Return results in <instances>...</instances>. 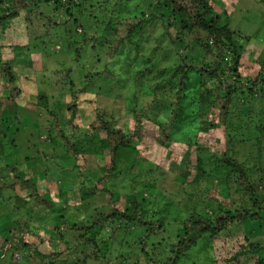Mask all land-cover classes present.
Segmentation results:
<instances>
[{"label": "trees", "instance_id": "trees-1", "mask_svg": "<svg viewBox=\"0 0 264 264\" xmlns=\"http://www.w3.org/2000/svg\"><path fill=\"white\" fill-rule=\"evenodd\" d=\"M111 1L113 4L108 10V16L103 15L106 19L98 18L97 13L101 10L99 6L109 4ZM134 1L0 0V35L4 37L11 23L16 21L23 23L19 26L25 38L24 44L0 46V151L1 145L4 144L3 139L9 142V147L16 148L11 137L18 130L15 124L8 122V117L13 115L14 119H17L23 90L18 84L16 71L22 66L30 68L33 65L31 54L40 52L47 57L48 52L47 59H50L53 56L50 52H53L54 41L60 40L61 46H58V50L63 55L69 52V48H73L75 62L80 60V55L87 45H90V51L102 53L107 60H113L124 47L135 46L134 38L149 26L157 29L159 33L157 35L160 36L158 43H164L166 46L168 44L171 50L176 52L173 66L167 69L169 76L177 78L175 91L171 89L174 94L170 97V93H167L166 96V101L170 100L167 120L159 122L156 119L157 115L151 118L147 109L131 106V109L129 108L133 121L131 128L121 125L113 114L95 109L94 118L87 126L89 130L87 138L84 143H80L60 128V121L55 112L48 108L44 95L37 97L38 104L53 120L57 136L62 141L65 157L75 160L78 156L83 157L87 150L97 153L96 151L100 149L107 153L108 162L102 165L97 178L98 182H102L116 174L119 163L125 162L131 167L140 157L138 147L148 139L144 122L155 125L154 132L149 135L151 140L161 148H169L175 141L176 122L184 113V104L187 102L186 105L196 107L197 115L205 117L204 126L201 127L202 134L210 133L209 135L213 137V134L221 129L224 140L222 146L215 140L211 143L206 142V146L203 141L198 143L197 139L188 142L187 152L180 163L171 164V171L176 174L179 187L184 185L187 188H195L200 181L211 177L212 173L224 176L222 179L226 185V199L230 200V206L226 208L218 203L216 210L211 209L210 214H202L190 208L189 211L192 210L183 220L179 232L168 248L160 246L163 242L160 238L157 243L150 245L153 249L146 251L147 241L157 235L156 230L161 232L163 229L161 212H152L149 215L146 209L148 199L143 195L138 198L134 193L128 197L127 205L119 209L115 206L116 196L104 189L107 211L103 207H98L87 219L69 221L56 213L41 215V211H35L32 216L34 220L21 217L12 221L9 226L0 230V264H124L126 259L130 258V254L125 257L119 253L113 259H109V256L106 258L111 252L110 244L119 232L124 236L122 240H125L120 242V247L124 245L128 247L127 251L126 248L123 249L125 253L134 248L135 255L142 257L148 264H181L187 253L198 249L205 240H209L210 243L206 250L208 256L209 251H212L211 241L227 227L261 220L264 214V171L261 162L264 151V68H261L254 77L248 75L243 77L240 74L242 56L238 50L244 46L240 40L237 41V38H240L237 32L228 26L227 14L224 12L223 15H214L209 0H142L149 6L148 9L145 8L138 13L135 11L131 15L119 14L116 6L126 7ZM87 6L91 10L90 13ZM82 17L87 21L93 19L97 27L87 37L77 40L76 35L84 31L83 25L79 24ZM243 38L245 41L249 39ZM3 48L9 51V54L5 53L6 56L2 54ZM155 49L152 48V54L155 53ZM208 55H211L210 60L207 59ZM141 59L145 66L135 72L134 82L140 81L143 73L152 71L150 59L145 57ZM47 65L45 64L44 69ZM77 72H79L77 66L64 64L58 69L50 68L48 72L51 85L62 91L69 90L65 126L71 128H78L76 124L79 116L78 99L82 95V90L85 91L86 85H89L83 83L85 87L78 86L73 89L74 84H77L73 81V74ZM188 88L194 89L190 100L187 98ZM153 104L156 107L158 105ZM234 106L239 111L241 109L240 114L244 119L242 121L240 116H236L238 122H241L237 123L238 126L235 128L230 121ZM229 129H235L237 133L246 131L254 135L256 150L254 158L239 156L241 144L244 142L238 141L239 138L236 137L229 138L230 135L227 133ZM190 149L195 152L193 160H190ZM3 167L9 173L6 181L0 180V193L5 189L12 191L17 182L21 187H25L24 201L31 202L35 208L47 209L49 213H53L54 202L49 195L39 192L32 173L20 171L13 163H7ZM149 170L147 169V172ZM145 189L147 192L150 191L151 184L146 183ZM93 190L92 186L84 189L80 195L81 201L88 199L94 193ZM24 201L22 200L24 204H28ZM40 217L51 226L45 237L31 228L41 219ZM104 232H109L110 236L101 239L100 235L105 234ZM128 235L137 238L135 247L139 246L140 252L131 246L132 242L128 241L130 240L127 238ZM27 237L33 240H27ZM40 245H51V250L41 252L38 249ZM71 248L72 262L60 260L62 253ZM15 254L20 255V261L14 258ZM236 255L250 256L254 260L253 264H264V242L241 245ZM190 257H193L192 253L187 259ZM198 259L192 258L189 263L194 264L199 261ZM133 264H138V261L135 260Z\"/></svg>", "mask_w": 264, "mask_h": 264}, {"label": "rangeland", "instance_id": "rangeland-1", "mask_svg": "<svg viewBox=\"0 0 264 264\" xmlns=\"http://www.w3.org/2000/svg\"><path fill=\"white\" fill-rule=\"evenodd\" d=\"M209 3L214 9V15H223L224 12L227 14L228 26L237 32L240 37L237 38V41L240 40L244 46L243 49L239 48L238 50L242 56L240 74L243 77L256 76L259 70L264 68V0H209ZM112 4L113 1L99 6L101 10L97 13L98 18L106 19ZM88 6L87 9H89ZM116 7L119 14L128 13L129 15L134 14L135 11L138 13L149 8L142 0H135L126 7ZM90 11L89 9L88 13ZM222 19L224 20V18ZM95 22L93 19L87 21L82 17L79 24L83 25L84 31L82 34L76 35V39L81 40L92 33L97 27ZM22 24L13 21L10 29L4 33V37L0 35V46L14 43L24 44L25 38L19 26ZM157 32V29L147 26L140 35L134 38L136 45L124 47L113 60H107L102 53L90 51V45H87L80 55V60L75 62L73 48H69V52L62 55L58 50L61 41L57 40L52 45L53 52L50 54L53 56L50 59H47L48 52L46 53L47 57L40 52L33 53L31 54L33 65L30 68L22 66L16 71L18 84L23 90V97L19 101L17 119H14L13 115L8 117V122L15 124V128L18 130L11 137L16 148L9 147V142L5 139L2 140V143L7 144L1 145L0 180L6 181L9 173L3 166L7 163L16 164L20 171L32 173L39 192L49 195L55 208L53 213H49L47 209L35 208L31 202L24 201V198L26 199L25 187H21L16 182L12 191L5 189L0 193V230L21 217L34 220L32 216L35 211H41V215L56 213L69 221L87 219L98 207H103L107 211L104 189L111 191L116 196L115 206L119 209L127 205L128 197L134 193L138 198L140 195L145 196L148 199L146 209L149 215L152 212L160 211V217L164 223L163 234H161L162 231L156 230V234H160L159 237L155 235L147 241L146 251H149V249H153L150 245L157 243L160 238L163 240L160 246L169 247L170 242L179 232L183 220L192 210L189 211L190 208H194L195 211H200L202 214H210L211 209L216 210L218 203L226 208L230 206V200L226 199V185L222 179L224 176L212 173L211 177L200 181L195 188H187L184 185L179 187L176 174L171 171V164L173 162L180 163L187 152L188 142L197 139L198 143L203 141L206 146L207 143L215 140L222 146L224 140L221 129L216 131L213 137L209 135L210 133L202 134L201 127L204 126L205 117L197 115L196 107H191L190 104L186 105L187 102L184 104V113L176 122L175 141L169 148H161L151 140L149 135L154 132L155 125L151 122H144L148 139L138 147L140 157L132 163L131 167L128 163H119V170L116 174L111 179L102 182H98L97 178L102 165L108 162L107 153L100 149L96 151L97 153L87 150L88 152L83 157L78 156L75 160L65 157L62 141L57 136L53 120L38 104L37 97L44 95L48 108L55 112L60 121V128L67 135H71L73 140L80 141V143H84L87 138L89 132L87 126L94 118L95 109L113 114L121 125L124 124L125 127L131 128L133 127L130 117L131 106L138 107L137 109H147L151 118H155L157 115L156 119L159 122L167 120L170 100L167 102L166 96L167 93H170L171 97V94H174L172 91H175L177 85L176 76H169L167 69L173 66L176 52L171 50L168 44L166 46L164 43H158L160 36L157 35L159 34ZM243 37H249L248 41H245ZM152 48H156L154 54H152ZM7 50V48H3L2 54L5 56V53L9 54ZM143 57L150 59L149 64L152 71L143 73L140 81L134 82L135 72L145 66L141 59ZM207 57L210 60L211 55ZM45 64H48L46 69H44ZM62 64L71 67L77 66L79 70L73 74V81L77 83L74 84L73 89L78 86L83 88V86L85 87L83 83H89L86 85L85 91L82 90V95L78 99L79 116L76 119L78 128L65 126V118L68 117L66 102L69 101V90L63 89L62 91L49 83L50 68L58 69L62 67ZM193 90V88L187 89L188 100L193 96ZM85 99L92 101L87 102L84 101ZM153 103L158 104L157 107ZM245 107L244 105V109ZM233 109L230 121L235 128L238 126L237 123L241 122H238L236 116H240L242 121L244 119L240 114L241 109L239 111L235 109V106ZM234 130L227 131L230 135L229 138L234 137L235 139L236 137L239 138L238 141L244 142L241 144L240 151V148H237L239 156L247 159L248 157L254 158L256 154L254 135L246 131L237 133ZM189 154L190 160H193L195 158L194 150L190 149ZM261 162L264 171V151ZM248 166L252 167V165ZM147 169H150L149 172ZM77 173H79L78 176ZM11 175L10 172V177ZM146 183L151 184V190L148 192L145 189ZM89 186L94 187V193L88 199L81 201L82 191L87 190ZM22 200L28 204H24ZM40 218L31 228L45 237L51 226L47 225L44 219L42 220L43 217ZM108 236H110L109 232L100 235L101 239ZM127 238H130L128 241L132 242L131 246L137 245L136 237L128 235ZM26 239L33 240L28 237ZM122 239L124 236L121 232L114 236L112 244H110L111 252L106 258L109 256V259H113L119 253L125 257L130 254V258H127L124 264H133L135 260L138 261V264H148L142 257L135 255L134 248H131L129 253H125L123 251L126 248L125 245L120 247V242L125 241ZM259 242H264V214L259 221L244 222L227 227L211 241L212 251H209L208 256L206 250L210 244L209 240L201 242L198 249L187 253L181 264H190L189 261L192 258H199V261L194 264H253V258L236 255V252L241 245ZM160 246H158L159 249H161ZM38 249L41 252H48L51 250V245H40ZM127 249L128 247L126 251ZM135 249L140 252L139 246H136ZM72 250L71 248L64 251L59 259L72 262ZM191 253L193 257L187 259ZM14 258L20 261L19 254H15Z\"/></svg>", "mask_w": 264, "mask_h": 264}]
</instances>
